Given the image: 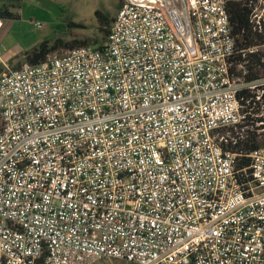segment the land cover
Segmentation results:
<instances>
[{
	"label": "built area",
	"instance_id": "built-area-1",
	"mask_svg": "<svg viewBox=\"0 0 264 264\" xmlns=\"http://www.w3.org/2000/svg\"><path fill=\"white\" fill-rule=\"evenodd\" d=\"M226 2L123 0L104 44L0 75V264H264Z\"/></svg>",
	"mask_w": 264,
	"mask_h": 264
},
{
	"label": "trees",
	"instance_id": "trees-1",
	"mask_svg": "<svg viewBox=\"0 0 264 264\" xmlns=\"http://www.w3.org/2000/svg\"><path fill=\"white\" fill-rule=\"evenodd\" d=\"M257 2L258 0H227L226 2V10L238 50L246 51L244 56L241 53L236 55L234 59L236 62L232 67V71L236 77H243L247 81L264 78V23L260 22L259 30L252 22V13ZM121 5L122 2L119 5V9ZM98 16L100 17L99 14ZM4 17L16 18L15 15L8 12L7 5L0 10V19ZM113 20L114 19H111L110 22L102 20V30L104 32L103 40L105 42L109 36ZM68 26L71 28L75 25L73 23H68ZM87 45L88 44L85 42H64L61 39H55L53 41L44 40L28 51H25L23 56L26 64L38 65L43 63L48 56L62 49H72L76 46ZM253 48H256V50L247 52V50ZM238 65H242L244 69H239L237 67ZM241 95L249 99L246 110L250 112V116H254L250 120L254 123L264 122V117L261 116L262 114L264 116V108H262V104L256 100V95L248 91H243ZM261 99L264 102V90ZM260 138L261 137L256 135L255 132H249L243 138H238L237 145L231 147L232 152L242 154V156L238 157V167H248L250 165V158L248 155L264 145V143L260 141Z\"/></svg>",
	"mask_w": 264,
	"mask_h": 264
},
{
	"label": "rangeland",
	"instance_id": "rangeland-1",
	"mask_svg": "<svg viewBox=\"0 0 264 264\" xmlns=\"http://www.w3.org/2000/svg\"><path fill=\"white\" fill-rule=\"evenodd\" d=\"M123 0H8L7 7L15 11L21 10V30L29 39L53 41L61 39L64 42H85L87 46L102 45L104 32L102 20L110 22L116 16L119 5ZM258 14L264 7V0H258ZM100 15V17L98 16ZM39 21L42 28H35L32 22ZM68 23L75 26L69 27ZM104 29V28H103ZM42 42V41H41ZM6 47L11 43L6 41ZM79 47V46H76ZM70 49H62L50 56H61ZM255 127L256 129H261ZM242 135L255 132L264 143V132L259 134L253 129H239ZM105 264H126L120 260L107 261Z\"/></svg>",
	"mask_w": 264,
	"mask_h": 264
},
{
	"label": "crops",
	"instance_id": "crops-1",
	"mask_svg": "<svg viewBox=\"0 0 264 264\" xmlns=\"http://www.w3.org/2000/svg\"><path fill=\"white\" fill-rule=\"evenodd\" d=\"M8 0H0V10L6 6ZM8 12L15 15L16 18L4 17L3 26L0 31V42L2 44V49L0 51V75L7 69H19L25 62L23 53L33 48L35 45L40 43L41 40L36 42L28 41L29 37L22 32L21 25L22 16L21 10L15 11L11 6L8 7ZM8 41L11 43L10 47H6L4 43Z\"/></svg>",
	"mask_w": 264,
	"mask_h": 264
}]
</instances>
